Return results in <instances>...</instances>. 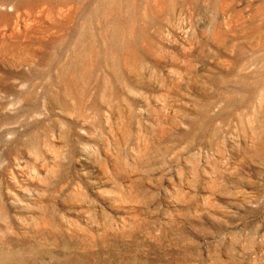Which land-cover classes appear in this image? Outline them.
<instances>
[{"label":"rangeland","instance_id":"374dc122","mask_svg":"<svg viewBox=\"0 0 264 264\" xmlns=\"http://www.w3.org/2000/svg\"><path fill=\"white\" fill-rule=\"evenodd\" d=\"M0 264H264V0H0Z\"/></svg>","mask_w":264,"mask_h":264}]
</instances>
